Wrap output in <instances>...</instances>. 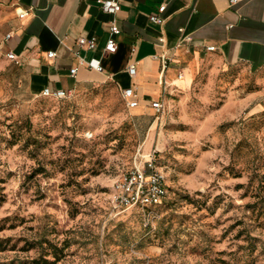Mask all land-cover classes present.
Listing matches in <instances>:
<instances>
[{"label":"rangeland","instance_id":"rangeland-1","mask_svg":"<svg viewBox=\"0 0 264 264\" xmlns=\"http://www.w3.org/2000/svg\"><path fill=\"white\" fill-rule=\"evenodd\" d=\"M8 10L0 5V38ZM259 75L211 58L191 87L136 116L111 81L63 99L31 95L0 56V264H264V110ZM140 148L168 197L145 224L109 192Z\"/></svg>","mask_w":264,"mask_h":264},{"label":"crops","instance_id":"crops-1","mask_svg":"<svg viewBox=\"0 0 264 264\" xmlns=\"http://www.w3.org/2000/svg\"><path fill=\"white\" fill-rule=\"evenodd\" d=\"M99 1L0 0L8 10L0 56L16 67L27 93L111 81L120 92L134 89L137 105L129 109L142 117L154 111L152 101L186 92L195 64L211 58L225 67L242 65L258 74L257 88L244 100L254 101L252 109L264 110V0H117L120 10L113 16L101 9ZM163 4L165 9L159 12ZM17 9L27 14L19 18ZM151 15L160 21L152 22ZM112 18L120 29L116 51L104 53ZM92 36L97 39L95 49L77 45L79 37ZM208 46L215 49L209 51ZM48 51L57 55L49 58ZM8 52L16 55L14 61L6 58ZM77 56L86 62L99 60L103 70L78 65ZM132 63L136 70L130 76L127 67ZM74 66L78 69L72 77L69 69Z\"/></svg>","mask_w":264,"mask_h":264},{"label":"built area","instance_id":"built-area-1","mask_svg":"<svg viewBox=\"0 0 264 264\" xmlns=\"http://www.w3.org/2000/svg\"><path fill=\"white\" fill-rule=\"evenodd\" d=\"M101 9L109 14L115 15L120 10V4L117 0H100ZM231 3L237 2V0H230ZM165 9V4L158 8L159 12ZM17 15L19 18H23L26 14V10L17 9ZM150 20L152 22H159L160 19L157 15H151ZM109 36L103 47L104 53H114L116 51V39L115 37L120 33V29L116 25L115 20L112 18L109 25ZM10 34H6L4 40H7ZM77 45L80 48L86 50H93L96 48L97 39L95 36L85 38L79 37L76 40ZM2 42H0L1 46ZM1 49V48H0ZM214 46H208L207 50H214ZM78 55V52H75ZM55 51H48L47 57L54 58L56 56ZM7 59L14 61L16 55L11 52L5 53ZM78 65H85L88 68L96 71H102L103 67L99 60L92 59L86 62L83 58L77 56ZM164 62V61H163ZM78 66H74L69 69V74L75 77ZM135 65L129 64L127 72L130 76L135 74ZM181 76L180 74L178 75ZM72 89H49L45 87L41 94L46 97H53L56 99L67 98L72 94ZM121 95L128 108L135 107L137 105L136 93L133 88L129 87L121 91ZM163 97V96H162ZM151 108L155 112H160L163 109V98L152 101L150 103ZM167 196V184L166 178L162 170L155 164V150L142 153L140 148L136 151V155L132 162V165L124 172H121L116 179H114L111 190L109 192V199L113 208L119 211H125L133 207H138L142 211V215L145 224H148L150 219H153L156 215L155 208L163 203Z\"/></svg>","mask_w":264,"mask_h":264},{"label":"trees","instance_id":"trees-1","mask_svg":"<svg viewBox=\"0 0 264 264\" xmlns=\"http://www.w3.org/2000/svg\"><path fill=\"white\" fill-rule=\"evenodd\" d=\"M167 197H168V188H167V196H166L165 200L163 201V203L161 205H159L155 209L164 205L165 201L167 200ZM131 209H138L142 213L141 209L138 207H133ZM62 252H63V247H57L56 245L50 244L49 245V254L51 255L52 259L46 258L45 256L47 254L39 255L38 257H34V258L30 259L27 264H55L59 260L60 254Z\"/></svg>","mask_w":264,"mask_h":264}]
</instances>
